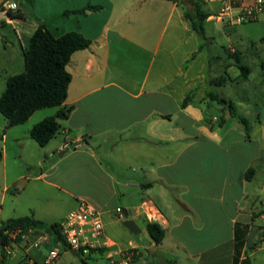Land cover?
Instances as JSON below:
<instances>
[{
  "label": "crops",
  "instance_id": "0c3cea01",
  "mask_svg": "<svg viewBox=\"0 0 264 264\" xmlns=\"http://www.w3.org/2000/svg\"><path fill=\"white\" fill-rule=\"evenodd\" d=\"M71 1L72 9L92 7L81 13V18H75L74 27L53 35L77 31L90 39V44L75 51L67 64L71 81L63 106L72 109L65 119L68 126H60L63 138L57 150L60 156L78 155L90 179L83 183L86 190L65 188L59 181L62 173L58 162L48 164L53 150L44 151L37 160L40 173L36 178L74 197L75 207L85 201L100 211L108 195H122L126 202L122 209L140 227L139 233L146 231L145 221L157 222L164 229L160 244H155L148 235L149 251L159 249L162 264L167 260L201 264L207 258L221 256L222 250L228 258L226 264H234L237 234L238 240L243 241L237 264L245 257L250 258L247 248L255 249L264 240L263 227L256 225L264 216V202L253 186L256 180L264 186L261 108L252 106L251 120L238 110L240 101L234 105L229 100L235 116L229 108L227 112L220 108L222 116L210 112L218 102L212 99L216 93L209 88L211 85L249 80V75L245 80L239 78V69L227 55V51L241 53L238 45L227 38L225 58L217 57L224 59V80L220 78L222 74L206 75L204 62L197 69L192 68L195 57L189 41L197 33L184 17V12L192 8L191 0H173L168 18L175 17L174 27L168 32L163 28L155 35L152 28L124 29L121 20L123 8L127 7L123 3L115 6L111 0L87 4ZM209 1L217 3L218 14L221 11L227 14L221 19L216 14L215 20L231 25L238 23L235 16L240 6L251 0ZM10 2L23 16L6 20L21 26L17 35L27 45L38 23L46 25V19L38 16L36 22H31L18 5ZM208 13L205 21L213 16L211 11ZM210 43L206 40L207 46ZM187 95L189 100L183 106ZM247 98L239 100L248 101ZM238 116L248 120V136ZM229 117L236 120L222 125ZM216 121L219 126H214ZM213 136L219 137V143ZM20 138L14 135L8 142V134L2 135L0 160L6 156L7 146ZM51 139L40 147L49 145ZM104 146L108 151L103 150ZM119 168L123 176L115 173H120ZM250 168L253 172L247 174ZM120 176L122 183L117 181ZM114 179V184L123 189L114 190ZM8 189L4 185L3 190ZM24 216L41 220L35 210ZM252 230L258 240L249 243ZM105 240L107 246L114 244Z\"/></svg>",
  "mask_w": 264,
  "mask_h": 264
},
{
  "label": "rangeland",
  "instance_id": "374dc122",
  "mask_svg": "<svg viewBox=\"0 0 264 264\" xmlns=\"http://www.w3.org/2000/svg\"><path fill=\"white\" fill-rule=\"evenodd\" d=\"M8 1V0H7ZM18 5L25 13L29 21L36 22V17L43 16L46 19V27L55 35L61 33L63 30L71 29L77 23L75 18H81V14L69 13L65 14L66 10H73L71 7L74 3L71 0H10ZM85 4L88 1L91 3H99L101 0H81ZM115 6L123 3V19L121 24L124 29H146L152 28L153 34H158L163 28L168 32L174 27V18H168L169 7L173 0H111ZM76 3V2H75ZM203 11L213 13V16L204 22L203 35L195 34L194 39H191L190 45L193 47V57L195 60L192 64L193 70L197 69L199 64L204 62L206 75H224L222 60L217 57L225 58L224 47L229 45L227 38L234 44L238 45L242 53L243 62L249 66V80L247 82L225 83L224 85H211L209 88L218 96L226 97V99L241 102L238 107L240 113L251 120L252 106L254 104L261 108L260 117L264 121V20L243 21L231 25L216 21V14H218L217 3L206 0L199 2ZM85 12V11H84ZM100 16L97 13V18ZM184 19V18H183ZM181 18V20H183ZM186 19V18H185ZM188 20V19H186ZM189 21V20H188ZM0 22L4 25L0 27V94L5 89L6 79L14 74L24 71V56L23 50L25 42L21 43L18 38L19 29L21 26L16 22L9 23L6 20L4 12L0 11ZM40 23V22H39ZM57 28V29H56ZM29 31V30H28ZM183 33V32H182ZM206 40L211 43L206 44ZM197 43V44H196ZM227 50V49H226ZM178 54V52H177ZM211 65V66H210ZM242 97H248V101L239 100ZM215 112L211 113L222 116L220 108H225L226 104L215 102ZM58 106L43 107L36 110L31 116L22 123L9 126L7 119L0 113V151L3 154V140L1 139L4 133L8 134V142L13 136L21 137L18 142L11 143L7 146L6 156L0 160V222L9 217H19L29 215L31 211L35 210L37 216L45 223L56 222L61 224L68 213L74 209L76 203L75 198L70 196L67 192L59 190L56 187L48 185L36 178L40 173L37 160L43 156L44 151L53 150V153L48 161H57L61 168L60 182L62 185L71 190H86L89 174L86 170L84 162L80 161L78 155L60 156L58 146L62 141L63 134L58 130L51 139V143L45 147H40L33 139L28 137L30 128L41 121L45 117L54 115ZM236 119L229 117L223 120L222 125L228 126ZM214 122V126L217 125ZM60 126H68L65 119L59 120ZM26 135V138H22ZM7 142V144H9ZM2 148V150H1ZM108 147L104 146V151H108ZM68 148L67 152H70ZM44 164V161L42 162ZM47 165V163H46ZM117 164L114 163V167ZM111 167V166H110ZM117 175L123 176V170L119 168ZM122 171V172H121ZM54 176H51L53 178ZM115 179L112 182L113 188L117 191L123 189L120 184L115 185ZM119 183L123 182V178L118 177ZM4 185H8L7 191L3 190ZM259 195V199L264 202V186L256 180L253 183ZM117 188V189H116ZM3 196V197H2ZM126 205L123 196L115 193L108 195L106 198V205L100 210L101 219L103 223L104 238H101V243L105 239L112 240L113 245L107 246L103 253H95L87 257H80L70 250L62 251L55 264H116L111 260H121L120 254L124 248L128 247L129 239L133 244L137 245L139 254L126 264H162L160 261L162 253L159 249L149 251L148 233L133 234L122 224L123 215L117 212V208L122 209ZM257 206L261 208L259 202ZM131 210L129 214L131 215ZM256 225H260L264 229V216L256 221ZM258 240V236L252 230L248 236V242ZM222 255L213 258H207L201 264H226L227 257L222 250ZM3 252L0 245V255ZM47 252L45 246L39 249L32 250L31 255L41 261L43 255ZM247 254L251 264H264V240L259 242L255 249L247 248ZM153 253V254H152ZM155 253V255H154ZM22 256L20 248L14 247L11 254L5 253V264H16Z\"/></svg>",
  "mask_w": 264,
  "mask_h": 264
},
{
  "label": "trees",
  "instance_id": "16d2710c",
  "mask_svg": "<svg viewBox=\"0 0 264 264\" xmlns=\"http://www.w3.org/2000/svg\"><path fill=\"white\" fill-rule=\"evenodd\" d=\"M7 1V0H5ZM192 8L184 12V17L189 20L191 28L199 35H203V24L209 13L203 11L198 0H191ZM92 6H86L81 9L64 11L65 14H81ZM0 11L4 12L6 17L11 19L21 18L23 16L20 10L7 9L3 10L0 4ZM4 22H0V27ZM90 39L77 31H67L59 36L53 33L45 26L43 22L38 23L37 27L31 33L28 43L23 50L24 71L9 76L5 82V89L0 94V113L7 119L9 126L16 125L27 120L33 112L43 107L58 106L57 112L45 117L34 124L28 133L39 146H44L56 132L60 129V119H66L71 112V106H63L67 97L68 85L71 81V74L67 70V64L71 55L80 49L88 47ZM228 58L232 59L240 71L239 78L247 79L250 69L243 62L241 53L238 51L228 52ZM226 79L225 75L220 76ZM213 100L226 104L230 114L235 116L234 105L223 97L214 94ZM189 95L185 96L182 105H186ZM244 125L245 132L248 136L250 126L248 120L242 116L237 117ZM1 158V151H0ZM253 169L250 168L247 174H251ZM17 225L33 226L46 230L51 235V244L61 243L62 251H65L64 238L60 231V224L45 223L39 219L30 216L10 217L0 222V245L2 246L6 236L3 231ZM145 229L155 244H160L165 231L162 226L154 221H145ZM238 228L235 227V231ZM238 232V231H237ZM264 235V233H263ZM237 252L234 258V264H237L240 249L243 241L238 240L237 234ZM107 247H98L91 250V254L103 253ZM2 259L0 264L4 263L5 253H1ZM165 264H178L171 260L165 261ZM240 264H250L248 257L240 260Z\"/></svg>",
  "mask_w": 264,
  "mask_h": 264
},
{
  "label": "built area",
  "instance_id": "2783aa9c",
  "mask_svg": "<svg viewBox=\"0 0 264 264\" xmlns=\"http://www.w3.org/2000/svg\"><path fill=\"white\" fill-rule=\"evenodd\" d=\"M3 10L13 9L15 5L9 0L2 4ZM225 11L218 14L219 19L226 16ZM264 20V0H251L242 4L237 11L235 21ZM121 215L122 209L117 208ZM60 231L64 238L66 250L84 258L92 255L91 250L98 247H107L104 238L101 212L91 204L80 201L77 207L72 209L60 224ZM6 239L2 245L4 253L11 254L14 247L21 249V259L16 264H55L62 252L61 243L51 244V235L46 230L33 226L17 225L3 231ZM47 247V252L42 260L36 261L31 257V251ZM121 260H111L112 263L126 264L139 254L137 247L129 243L128 248L120 252Z\"/></svg>",
  "mask_w": 264,
  "mask_h": 264
},
{
  "label": "water",
  "instance_id": "95a60500",
  "mask_svg": "<svg viewBox=\"0 0 264 264\" xmlns=\"http://www.w3.org/2000/svg\"><path fill=\"white\" fill-rule=\"evenodd\" d=\"M4 1L5 0H0V4H2ZM122 215H123V221H122L123 226L127 228L130 232H132L133 234L139 233L140 227L137 225V223L132 218H129L127 210L122 209Z\"/></svg>",
  "mask_w": 264,
  "mask_h": 264
},
{
  "label": "clouds",
  "instance_id": "9594fccd",
  "mask_svg": "<svg viewBox=\"0 0 264 264\" xmlns=\"http://www.w3.org/2000/svg\"><path fill=\"white\" fill-rule=\"evenodd\" d=\"M212 138L215 139L217 141V143H219V137L213 136Z\"/></svg>",
  "mask_w": 264,
  "mask_h": 264
}]
</instances>
